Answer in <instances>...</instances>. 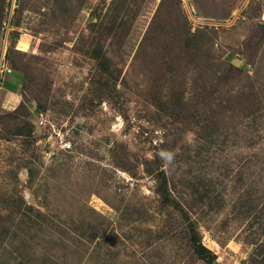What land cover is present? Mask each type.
Returning a JSON list of instances; mask_svg holds the SVG:
<instances>
[{"label": "rangeland", "instance_id": "374dc122", "mask_svg": "<svg viewBox=\"0 0 264 264\" xmlns=\"http://www.w3.org/2000/svg\"><path fill=\"white\" fill-rule=\"evenodd\" d=\"M212 263L264 264V0H0V264Z\"/></svg>", "mask_w": 264, "mask_h": 264}, {"label": "crops", "instance_id": "0c3cea01", "mask_svg": "<svg viewBox=\"0 0 264 264\" xmlns=\"http://www.w3.org/2000/svg\"><path fill=\"white\" fill-rule=\"evenodd\" d=\"M7 76H5L4 81H6V78H7L6 82L12 83L13 88L9 89V90L7 89L8 96L6 99V103L4 104V107L10 108L9 104H12V105H14V107H13V109H14L20 104V99H19L20 97L18 94V90H19L20 83H21V81H20L21 77L18 76L17 74H14L13 71L7 72ZM3 83H5V82H3ZM10 109H12V108H10Z\"/></svg>", "mask_w": 264, "mask_h": 264}, {"label": "trees", "instance_id": "16d2710c", "mask_svg": "<svg viewBox=\"0 0 264 264\" xmlns=\"http://www.w3.org/2000/svg\"><path fill=\"white\" fill-rule=\"evenodd\" d=\"M193 242H194L193 248H194L195 253L198 254L201 257H204V255H205V248L202 245V243L199 242V241H197V240H195V239H194ZM212 264H214V263H212Z\"/></svg>", "mask_w": 264, "mask_h": 264}, {"label": "clouds", "instance_id": "9594fccd", "mask_svg": "<svg viewBox=\"0 0 264 264\" xmlns=\"http://www.w3.org/2000/svg\"><path fill=\"white\" fill-rule=\"evenodd\" d=\"M161 156L164 157L168 162L174 160V154L167 151H162Z\"/></svg>", "mask_w": 264, "mask_h": 264}]
</instances>
